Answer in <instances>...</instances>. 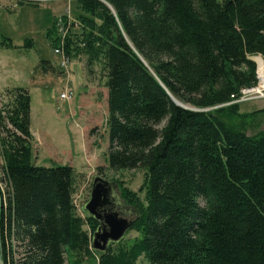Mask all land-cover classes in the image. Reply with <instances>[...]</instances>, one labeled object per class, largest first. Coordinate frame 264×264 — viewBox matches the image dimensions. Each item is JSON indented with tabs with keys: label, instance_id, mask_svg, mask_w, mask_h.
<instances>
[{
	"label": "trees",
	"instance_id": "trees-1",
	"mask_svg": "<svg viewBox=\"0 0 264 264\" xmlns=\"http://www.w3.org/2000/svg\"><path fill=\"white\" fill-rule=\"evenodd\" d=\"M77 2L83 16L64 38L55 20L47 39L68 59L104 60L109 168L147 175L144 202L117 182L138 237L92 250L98 222L76 215L74 168L32 162L31 96L19 88L0 111L4 264H264V130L248 134L264 110L232 104L258 85L264 0Z\"/></svg>",
	"mask_w": 264,
	"mask_h": 264
},
{
	"label": "rangeland",
	"instance_id": "rangeland-1",
	"mask_svg": "<svg viewBox=\"0 0 264 264\" xmlns=\"http://www.w3.org/2000/svg\"><path fill=\"white\" fill-rule=\"evenodd\" d=\"M64 16L74 22L83 16L77 0H0V111L12 104L15 89L22 88L29 92L32 162L48 169L60 166L74 168L73 203L76 215L87 220L90 215L84 211V207L90 201L96 177L112 183L117 188L118 196L121 197L117 183L120 182L144 202L143 187L147 175L140 169L116 172L109 168L108 79L105 63L101 59L90 64L88 56L81 53L69 59L66 67L62 66L63 58L55 55L47 32L55 20L59 21ZM74 30L76 32L77 28ZM28 40L32 41V48L25 47ZM256 57L260 56L250 58L257 68L258 85L251 88L256 92L241 95L232 103L239 104L242 114L264 110V86L254 60ZM66 88L75 91V98L61 101L59 96ZM209 111L214 112L215 109ZM221 116L232 127L239 126L235 119L232 121L229 113ZM256 121V126L248 127V134L264 130V113ZM3 164L0 157V201L8 195ZM99 168H102V174ZM121 202L125 203L122 198ZM84 230L89 231L88 225ZM137 237L138 234L131 231L125 240L129 243ZM2 250L0 241V254ZM0 257L3 259V255ZM139 262L147 264L144 259ZM84 264L97 263L85 260Z\"/></svg>",
	"mask_w": 264,
	"mask_h": 264
},
{
	"label": "water",
	"instance_id": "water-1",
	"mask_svg": "<svg viewBox=\"0 0 264 264\" xmlns=\"http://www.w3.org/2000/svg\"><path fill=\"white\" fill-rule=\"evenodd\" d=\"M172 99L176 105L196 111L175 98ZM117 193V188L112 183L101 177L94 179L90 201L84 207V211L98 222V229L92 237L93 251L106 253L111 245L121 243L134 226L135 221H129L118 212L122 202ZM0 264H4L1 257Z\"/></svg>",
	"mask_w": 264,
	"mask_h": 264
},
{
	"label": "built area",
	"instance_id": "built-area-1",
	"mask_svg": "<svg viewBox=\"0 0 264 264\" xmlns=\"http://www.w3.org/2000/svg\"><path fill=\"white\" fill-rule=\"evenodd\" d=\"M72 23H74V21L71 20V18H69L67 16V22L64 21V18H60L58 21V30L61 32V35L63 36V38L65 37L67 31L65 30V26L66 24L71 25ZM63 45V44H62ZM61 45V46H62ZM55 55L57 56H61L63 58V63L62 66L66 67L67 64L69 63V59L65 57L64 55V51L62 47H57L55 50ZM256 92V89H246L242 91V95L245 96L251 92ZM61 101H69V100H73V98H75V91L71 88H66L62 91V93L59 96ZM68 264V262H67Z\"/></svg>",
	"mask_w": 264,
	"mask_h": 264
},
{
	"label": "flooded vegetation",
	"instance_id": "flooded-vegetation-1",
	"mask_svg": "<svg viewBox=\"0 0 264 264\" xmlns=\"http://www.w3.org/2000/svg\"><path fill=\"white\" fill-rule=\"evenodd\" d=\"M118 212L128 218L129 221H136L137 219L136 211L126 203H122L119 206Z\"/></svg>",
	"mask_w": 264,
	"mask_h": 264
},
{
	"label": "bare ground",
	"instance_id": "bare-ground-1",
	"mask_svg": "<svg viewBox=\"0 0 264 264\" xmlns=\"http://www.w3.org/2000/svg\"><path fill=\"white\" fill-rule=\"evenodd\" d=\"M254 60L258 65L259 76L264 86V59L261 57H256Z\"/></svg>",
	"mask_w": 264,
	"mask_h": 264
},
{
	"label": "crops",
	"instance_id": "crops-1",
	"mask_svg": "<svg viewBox=\"0 0 264 264\" xmlns=\"http://www.w3.org/2000/svg\"><path fill=\"white\" fill-rule=\"evenodd\" d=\"M108 99V98H107ZM109 110V109H108Z\"/></svg>",
	"mask_w": 264,
	"mask_h": 264
}]
</instances>
